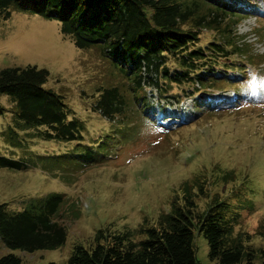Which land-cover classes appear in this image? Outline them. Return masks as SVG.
I'll use <instances>...</instances> for the list:
<instances>
[{
  "label": "rangeland",
  "instance_id": "rangeland-1",
  "mask_svg": "<svg viewBox=\"0 0 264 264\" xmlns=\"http://www.w3.org/2000/svg\"><path fill=\"white\" fill-rule=\"evenodd\" d=\"M251 2L260 11L236 28L250 58L231 57L243 60L246 70L222 71L231 78L215 86L191 85L197 87L193 97L181 94L179 101L172 95L182 93L181 87L164 96L147 88L149 104L135 99L129 80L100 45L79 48L60 32L57 20L37 14L12 10L8 18L0 17V70L27 64L46 68L44 87L62 96L69 119L83 123L82 140L42 139L32 134L36 127H18L23 121L15 100L0 93V155L28 163L0 166V203L19 210L30 198L63 193L59 218L67 229L61 246L32 252L8 247L0 238V257L13 253L25 264H67L74 244H88L100 229L112 234L156 222L181 195L184 181L198 192L199 211L214 196L229 200L234 233L257 253L264 250V0ZM214 36L203 29L201 43ZM109 87L127 100L113 119L96 108ZM142 93L137 90L139 98ZM227 99L235 101L219 103ZM155 107L170 112L158 119L152 115ZM193 246L198 264H217L196 230ZM256 263L264 264L263 252Z\"/></svg>",
  "mask_w": 264,
  "mask_h": 264
},
{
  "label": "trees",
  "instance_id": "trees-1",
  "mask_svg": "<svg viewBox=\"0 0 264 264\" xmlns=\"http://www.w3.org/2000/svg\"><path fill=\"white\" fill-rule=\"evenodd\" d=\"M12 10L57 20L60 32L79 48L100 45L102 54L129 80L135 99L148 104L147 88L164 96L174 86L181 87L182 93L172 95L179 100V95L197 90L191 85L215 86L231 78L222 72L228 68L244 72V61L231 58L233 54L250 58L236 28L242 18L260 11L251 0H0V17L8 18ZM203 29L215 36L201 43ZM48 76L46 68L32 64L2 68L0 93L15 100L23 121L18 127H36L32 134L42 139L82 140V121L69 119L62 96L44 87ZM137 90L143 92L140 98ZM126 104L124 94L109 87L103 89L96 108L113 119ZM0 166L21 168L28 163L0 155ZM179 190L181 195L171 200L170 210L156 222L112 234L100 229L88 244H74L67 264H198L195 230L204 236L208 256L217 264H259L257 255L264 250L257 253L234 233L236 216L229 200L214 196L199 211L198 192L191 184L184 181ZM63 201V193L49 192L28 199L19 210L0 203V238L8 247L29 252L61 246L67 238L59 218ZM0 264L25 263L8 253L0 257Z\"/></svg>",
  "mask_w": 264,
  "mask_h": 264
}]
</instances>
